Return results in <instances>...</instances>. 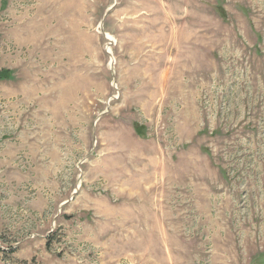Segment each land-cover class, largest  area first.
Returning <instances> with one entry per match:
<instances>
[{"label": "rangeland", "instance_id": "obj_1", "mask_svg": "<svg viewBox=\"0 0 264 264\" xmlns=\"http://www.w3.org/2000/svg\"><path fill=\"white\" fill-rule=\"evenodd\" d=\"M0 72V264H264V0H0Z\"/></svg>", "mask_w": 264, "mask_h": 264}, {"label": "trees", "instance_id": "obj_2", "mask_svg": "<svg viewBox=\"0 0 264 264\" xmlns=\"http://www.w3.org/2000/svg\"><path fill=\"white\" fill-rule=\"evenodd\" d=\"M5 78H6V74L4 72H0V80Z\"/></svg>", "mask_w": 264, "mask_h": 264}, {"label": "bare ground", "instance_id": "obj_3", "mask_svg": "<svg viewBox=\"0 0 264 264\" xmlns=\"http://www.w3.org/2000/svg\"><path fill=\"white\" fill-rule=\"evenodd\" d=\"M55 3V2H54ZM219 197V196H218ZM218 200V199H217Z\"/></svg>", "mask_w": 264, "mask_h": 264}]
</instances>
